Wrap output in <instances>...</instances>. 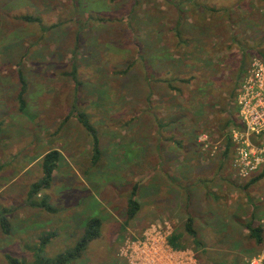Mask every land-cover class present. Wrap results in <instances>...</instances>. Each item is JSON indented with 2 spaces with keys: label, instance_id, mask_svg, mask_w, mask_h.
I'll return each mask as SVG.
<instances>
[{
  "label": "rangeland",
  "instance_id": "374dc122",
  "mask_svg": "<svg viewBox=\"0 0 264 264\" xmlns=\"http://www.w3.org/2000/svg\"><path fill=\"white\" fill-rule=\"evenodd\" d=\"M255 58L264 60V0H0V212L10 223L0 264L31 263L51 234L42 253L53 259L92 217L100 235L69 264H127L124 242L158 223L183 235L196 264H248L263 251L246 230L261 226L263 182L234 175L230 134L240 127L227 119L239 124L236 96ZM78 112L97 130L96 165ZM52 150L60 160L40 196L48 213L25 201ZM134 185L140 210L126 224ZM189 216L202 249L184 233Z\"/></svg>",
  "mask_w": 264,
  "mask_h": 264
},
{
  "label": "built area",
  "instance_id": "2783aa9c",
  "mask_svg": "<svg viewBox=\"0 0 264 264\" xmlns=\"http://www.w3.org/2000/svg\"><path fill=\"white\" fill-rule=\"evenodd\" d=\"M236 107L240 130L230 134L235 152L231 168L239 179L259 177L264 197V60H251L239 85ZM260 221L264 239V217ZM170 235L166 224H152L139 238L127 239L120 255L127 264H196L190 251L170 246ZM262 248L263 251L250 258L248 264H263L264 244Z\"/></svg>",
  "mask_w": 264,
  "mask_h": 264
},
{
  "label": "trees",
  "instance_id": "16d2710c",
  "mask_svg": "<svg viewBox=\"0 0 264 264\" xmlns=\"http://www.w3.org/2000/svg\"><path fill=\"white\" fill-rule=\"evenodd\" d=\"M25 23H31V24H39L40 20L38 18H34L31 16H24L20 18ZM176 31V30H175ZM180 30H177V38L180 39L179 43L182 45L183 42L181 40L182 34H180ZM75 70L76 67H72L71 74H68V76H72L73 79H75ZM18 83H19V91L16 94V101L18 104V111L20 114L27 115L28 113V104L25 100V95L27 92V80L21 73V71L18 72ZM168 84V83H166ZM77 85V84H76ZM79 85V84H78ZM239 85V84H238ZM169 88L171 90H177L175 87L169 85ZM230 98H233L235 96L234 91H231L229 94ZM236 110V108H235ZM75 112V111H74ZM73 112V113H74ZM77 122L81 125V127L87 132V134L90 136L91 140V163L92 165H96L101 157V151H100V141L97 134V130L94 128L92 124H90L88 118L83 113H75ZM239 121V120H238ZM227 124L229 126H232L234 128L240 127V122L238 124L237 120L230 115L227 119ZM231 147L230 141L227 139L226 142V152L229 151ZM226 155V153H225ZM60 160V153L56 150H52L47 152L41 159L40 164V172L41 177L38 179V181L31 184L25 204L27 207L32 209H39V210H45L48 213H54L56 212V209L51 208L49 204L46 202L45 199H43L44 190H47L51 186L52 182V175L57 167V163ZM1 169V168H0ZM254 180H260L259 177H256ZM137 195V186H133L131 189L126 203V224L129 223L136 214L140 210V204L135 200V197ZM100 227H101V221L99 218L92 217L91 219H88V221L85 222L83 227V232L80 238L76 241L74 247L70 250H67L63 253L58 254L53 259L44 257L42 253V249L47 244V242L54 237L53 234L51 235H45L42 236L40 239V247L36 250V257L34 258V261L31 263H27L23 260H19L15 257L11 256H5V260L7 264H69L77 259H79L86 248L88 247L89 243L97 239L100 235ZM0 229L4 234H9L10 232V223L8 221V218H6V211L3 210L2 213L0 212ZM246 230L249 233V237L254 239V241L257 244H262V236H261V229L259 226L253 227L251 224H247ZM184 233L188 235L191 238V245L194 247L195 250L202 249V244L197 238V233L193 228V220L192 217L189 216L187 218V221L184 225ZM169 244L173 249H184L186 248L184 238L182 234L179 233H173L169 237Z\"/></svg>",
  "mask_w": 264,
  "mask_h": 264
}]
</instances>
